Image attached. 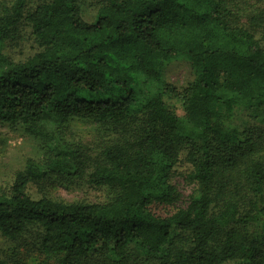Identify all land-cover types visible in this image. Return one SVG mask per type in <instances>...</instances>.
I'll list each match as a JSON object with an SVG mask.
<instances>
[{
  "label": "trees",
  "instance_id": "16d2710c",
  "mask_svg": "<svg viewBox=\"0 0 264 264\" xmlns=\"http://www.w3.org/2000/svg\"><path fill=\"white\" fill-rule=\"evenodd\" d=\"M0 1V124L22 125L53 154L0 194L2 238L38 229L39 264H264V16L238 23L246 0H104L86 23L83 0ZM23 29L37 51L15 62L4 48ZM176 56L194 72L180 96L159 86ZM165 95L180 97L184 119ZM73 120L120 127L87 174L54 142ZM182 151L196 194L156 216L151 206L178 200ZM58 174L118 194L103 204L26 194Z\"/></svg>",
  "mask_w": 264,
  "mask_h": 264
},
{
  "label": "rangeland",
  "instance_id": "374dc122",
  "mask_svg": "<svg viewBox=\"0 0 264 264\" xmlns=\"http://www.w3.org/2000/svg\"><path fill=\"white\" fill-rule=\"evenodd\" d=\"M104 0H83L82 18L86 23H93L99 7ZM1 2V1H0ZM245 11L237 16L240 24H249L250 20L264 16L262 0H246ZM29 30L21 31L18 37L6 43L4 54L15 62L25 61L37 50V44L28 36ZM23 38V39H22ZM194 80V72L187 59L176 56L163 70L159 86L169 85L178 95ZM167 107L179 119H184L185 112L179 98L163 97ZM136 128L130 124L128 130ZM262 131V130H261ZM120 136V127L109 123H95L86 120H73L60 133L58 142L73 150L77 157L86 162V174L101 160V152L116 143ZM57 142V143H58ZM264 157V135L262 138ZM185 151L181 152L180 161L173 171V184L177 188L178 200L171 205H153L151 213L165 218L179 208L185 207L196 194V185L189 179L192 167L184 161ZM53 158L52 142L26 134L20 124H0V194H10L17 173L24 172L30 162L40 168L46 167ZM26 194L34 199H49L64 203L103 204L109 202L118 193L106 186L96 187L88 183L86 176L71 177L66 174L50 175L48 178L31 183ZM185 237V236H184ZM39 232L30 227L16 240H7L0 236V258L17 264H39L43 257L38 252ZM50 260L49 264H54ZM241 264V263H236Z\"/></svg>",
  "mask_w": 264,
  "mask_h": 264
}]
</instances>
